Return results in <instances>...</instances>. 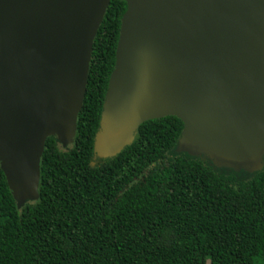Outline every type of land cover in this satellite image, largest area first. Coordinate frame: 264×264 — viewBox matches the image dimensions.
Here are the masks:
<instances>
[{"label": "water", "instance_id": "water-1", "mask_svg": "<svg viewBox=\"0 0 264 264\" xmlns=\"http://www.w3.org/2000/svg\"><path fill=\"white\" fill-rule=\"evenodd\" d=\"M109 1L0 0V168L18 204L37 198L45 139L72 142ZM124 1L96 155L114 156L141 122L174 115L177 151L260 169L264 0Z\"/></svg>", "mask_w": 264, "mask_h": 264}, {"label": "trees", "instance_id": "trees-1", "mask_svg": "<svg viewBox=\"0 0 264 264\" xmlns=\"http://www.w3.org/2000/svg\"><path fill=\"white\" fill-rule=\"evenodd\" d=\"M125 9L109 1L75 134L45 139L37 198L18 204L0 168V264H264V155L249 172L177 151L174 115L141 122L114 156L94 152Z\"/></svg>", "mask_w": 264, "mask_h": 264}, {"label": "rangeland", "instance_id": "rangeland-1", "mask_svg": "<svg viewBox=\"0 0 264 264\" xmlns=\"http://www.w3.org/2000/svg\"><path fill=\"white\" fill-rule=\"evenodd\" d=\"M105 149H110V147L108 146V147L101 148V150H103V151H106Z\"/></svg>", "mask_w": 264, "mask_h": 264}]
</instances>
